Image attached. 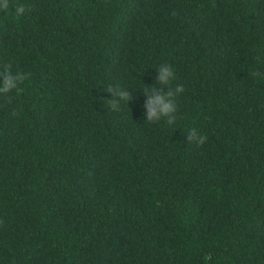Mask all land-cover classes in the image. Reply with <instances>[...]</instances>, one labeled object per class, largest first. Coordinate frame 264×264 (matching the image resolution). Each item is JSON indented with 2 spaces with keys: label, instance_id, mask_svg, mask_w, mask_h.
Returning a JSON list of instances; mask_svg holds the SVG:
<instances>
[{
  "label": "trees",
  "instance_id": "trees-1",
  "mask_svg": "<svg viewBox=\"0 0 264 264\" xmlns=\"http://www.w3.org/2000/svg\"><path fill=\"white\" fill-rule=\"evenodd\" d=\"M6 63L0 264H264V0H9Z\"/></svg>",
  "mask_w": 264,
  "mask_h": 264
},
{
  "label": "clouds",
  "instance_id": "clouds-1",
  "mask_svg": "<svg viewBox=\"0 0 264 264\" xmlns=\"http://www.w3.org/2000/svg\"><path fill=\"white\" fill-rule=\"evenodd\" d=\"M9 0H0V9H8ZM23 5L16 8L17 14L24 12ZM259 74V73H255ZM28 78V73L21 72L20 70H13L11 64H3L0 66V96L6 93H11L14 90L20 91V85ZM175 70L172 65L168 63H161L156 67L155 82L156 85H146L142 88L146 97L143 104V117L146 122L154 123L162 118H168L171 123L175 117L176 103L175 97L178 96L183 90L182 84L177 85L174 89L171 88L173 81L175 80ZM168 87V91H164L163 88ZM109 93L115 99H108L111 107H117L121 101H128L131 99V94L126 88L117 87L109 90ZM189 141L194 143H201L204 140V136L196 129L189 130L187 134Z\"/></svg>",
  "mask_w": 264,
  "mask_h": 264
}]
</instances>
